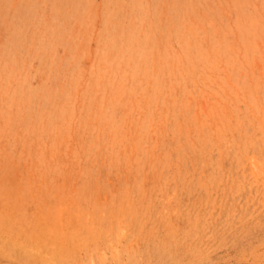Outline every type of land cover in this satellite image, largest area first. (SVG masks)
<instances>
[{"label": "rangeland", "instance_id": "obj_1", "mask_svg": "<svg viewBox=\"0 0 264 264\" xmlns=\"http://www.w3.org/2000/svg\"><path fill=\"white\" fill-rule=\"evenodd\" d=\"M0 264H264V0H0Z\"/></svg>", "mask_w": 264, "mask_h": 264}]
</instances>
